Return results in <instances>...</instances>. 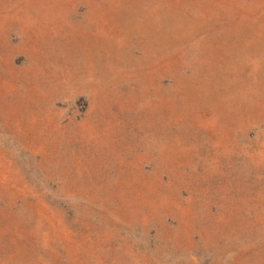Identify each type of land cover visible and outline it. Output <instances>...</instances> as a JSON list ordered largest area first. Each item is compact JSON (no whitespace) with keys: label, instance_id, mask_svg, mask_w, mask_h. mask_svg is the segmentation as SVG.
Masks as SVG:
<instances>
[{"label":"rangeland","instance_id":"374dc122","mask_svg":"<svg viewBox=\"0 0 264 264\" xmlns=\"http://www.w3.org/2000/svg\"><path fill=\"white\" fill-rule=\"evenodd\" d=\"M0 264H264V0H0Z\"/></svg>","mask_w":264,"mask_h":264}]
</instances>
